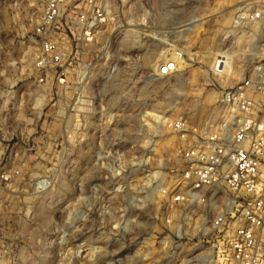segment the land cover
<instances>
[{"label":"built area","instance_id":"built-area-1","mask_svg":"<svg viewBox=\"0 0 264 264\" xmlns=\"http://www.w3.org/2000/svg\"><path fill=\"white\" fill-rule=\"evenodd\" d=\"M109 2L46 0L35 26L40 49L31 84L54 91L48 99L54 111L47 116L53 124L46 128L44 121L42 130L55 136L53 129L59 128L57 135L73 141L71 150L88 157L83 164L80 158L74 160L75 166H92L93 153L119 154L124 149L108 150L102 141L101 149L93 147L94 139L143 135L125 130V103L116 94L124 58L108 55L102 72L93 67L99 61L91 52L98 31L113 21ZM241 17L264 27V0H259L256 11ZM253 52L257 60L247 66L244 80L220 95L221 117L210 116L198 126L184 119L168 123L178 136L172 155L169 149L157 147V131H150L151 143L146 148L136 146L135 139L128 142L131 154L144 155L133 157L128 177L121 170L99 181L72 182L71 234L76 229L88 232L86 225L78 229L80 220L112 216L117 219L112 231L119 236L118 264H142L148 257V264H264V44L259 42ZM184 59L177 52L168 56L158 66L157 77L180 73ZM229 62V56H218L209 75L215 80L228 75ZM18 84L24 90L30 85L20 78L14 85L0 87L3 107L10 105ZM211 85L215 87L214 82ZM24 96L25 92L16 98L23 101ZM138 115L134 108L130 110L127 121L133 129L141 125ZM0 119V146L5 152L22 154L17 158L20 167L0 174L2 185L19 178L29 166L30 138L35 130L29 129L33 120L9 111ZM160 153L164 159L157 164ZM117 160L121 159H112L111 166L106 162L110 171L115 170ZM116 178L119 183H114ZM50 186L41 180L35 188L43 192ZM17 217L27 219L23 224L28 225L36 213L22 211ZM33 224L30 232L27 226L15 234L6 231L7 227L0 229V264L53 259L54 254L46 250L52 248L49 241L57 232L44 233ZM68 245V264L88 256L86 243L72 236Z\"/></svg>","mask_w":264,"mask_h":264},{"label":"rangeland","instance_id":"rangeland-1","mask_svg":"<svg viewBox=\"0 0 264 264\" xmlns=\"http://www.w3.org/2000/svg\"><path fill=\"white\" fill-rule=\"evenodd\" d=\"M45 1L41 2L42 9ZM258 2L110 0L113 21L98 31L91 52L99 57V61L93 67L102 72L108 55L113 59L124 58V67L115 82L120 87L116 94L125 103V130L143 135L94 139L93 147L101 149L99 142L102 141L110 147L108 150L117 146L124 149L119 154L93 153L90 155L92 166H75L74 160L80 158L83 164L88 157L72 151L73 141L62 134L57 135L59 128L53 129L55 136L42 130L44 121L46 128L53 124L47 116L54 111V107L48 104L54 91L31 84L40 49L35 26L42 9L33 6V0H0V87L14 85L20 78H26L30 83L25 90L18 84L10 105L3 107L0 102V116L9 111L11 115L27 117L30 122L34 121L29 129L35 130L30 138L29 166L16 180L0 185V229L7 227L6 231L13 230L15 234L27 226L30 232L34 222L41 232H57L49 241L53 243L52 248L46 250L47 254H54L53 259L46 262L38 259L35 260L37 264H68L66 254L72 236L89 248L87 257L78 258L72 264H118L119 236L112 231L117 224L116 218L92 216L87 221L80 220L78 229L86 225L88 232H85L86 228L82 232L76 229L71 234L69 199L72 182L99 181L110 172L116 174L121 170L128 175L133 157H144L143 154H131L128 142L135 139L136 146L146 148L151 143L150 131H157V147L169 149L172 155L173 148L178 145V136L168 128L170 121L184 119L189 125L198 126L210 116L221 117L224 113V108L219 105L221 93L247 76V66L254 65L257 60L252 55L255 41L264 44V27L243 21L241 17V14L248 16L256 11ZM79 50L82 52V48ZM176 52L184 54L185 58L180 73L170 78L157 77L158 66ZM221 55L229 56L230 73L215 80L209 75L210 68ZM24 92L23 101L18 100L16 95L20 97ZM132 108L139 113L141 124L134 129L127 121ZM35 121L39 122L38 126L34 125ZM20 157L21 153L14 151L11 154L0 146V174L20 167L17 160ZM156 157L157 164L158 160L164 159L161 153ZM112 159L121 160L115 161V170L110 171L107 163L111 166ZM118 163L123 166H117ZM41 180L51 184L48 190L42 192L35 188L36 182ZM114 183H119L118 178ZM36 196L38 198H34ZM22 211L36 213L35 219L32 222L30 219L28 225L23 224L27 219L17 217ZM150 262L148 257L141 263Z\"/></svg>","mask_w":264,"mask_h":264},{"label":"bare ground","instance_id":"bare-ground-1","mask_svg":"<svg viewBox=\"0 0 264 264\" xmlns=\"http://www.w3.org/2000/svg\"><path fill=\"white\" fill-rule=\"evenodd\" d=\"M43 0H33V3H34V5L33 6H35L36 8H38V9H42L41 7H42V5H41V2H42ZM241 15H243V14H241ZM243 18V17H242ZM179 27H181V26H178V28ZM259 42L260 41H256L255 42V44H254V50H255V48L257 47V46H259ZM31 52V51H30ZM29 52V53H30ZM227 67H228V65H227ZM233 71V70H232ZM227 72L228 73H230V69H227ZM39 102V101H38Z\"/></svg>","mask_w":264,"mask_h":264}]
</instances>
